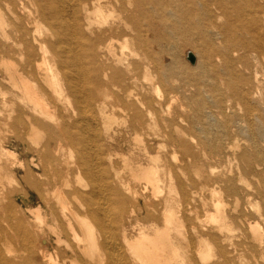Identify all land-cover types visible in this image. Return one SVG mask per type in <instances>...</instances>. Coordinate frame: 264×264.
<instances>
[{
	"label": "bare ground",
	"instance_id": "6f19581e",
	"mask_svg": "<svg viewBox=\"0 0 264 264\" xmlns=\"http://www.w3.org/2000/svg\"><path fill=\"white\" fill-rule=\"evenodd\" d=\"M0 70V264H264V0H0Z\"/></svg>",
	"mask_w": 264,
	"mask_h": 264
},
{
	"label": "rangeland",
	"instance_id": "374dc122",
	"mask_svg": "<svg viewBox=\"0 0 264 264\" xmlns=\"http://www.w3.org/2000/svg\"><path fill=\"white\" fill-rule=\"evenodd\" d=\"M189 51H191V50H188L187 48H183V55H184V59H185V61L190 65V66H194L195 64H193V63H191V61L188 59V53H189ZM193 52V51H192ZM194 53V52H193ZM196 55V54H195ZM2 77H3V74H2V72H1V70H0V79H2ZM1 81V80H0ZM0 85L1 86H5L6 84L4 83V82H1L0 83ZM3 107V108H2ZM0 109L2 110V113L0 114V121H1V127H3V130H2V136L3 137H7L8 135H9V133H8V129H9V125L8 124H6V113H7V110H5L4 109V106H3V103H1L0 102ZM5 123H4V122ZM6 125V126H5ZM8 125V126H7ZM6 127V128H5ZM5 129V130H4ZM113 135H114V138H115V141H113L114 142V147L115 146H117V148L119 147V150L118 151H128V149H129V146H130V138L128 137V136H126L125 134H123V133H119L117 130L115 131V133L113 132ZM243 140H245V139H243ZM116 144V145H115ZM118 144V145H117ZM18 150H19V153L21 154V156L23 157V159L25 158V155L23 156L22 155V153H23V148L20 146L19 148H18ZM176 154H174V153H172L171 154V157L169 158L170 160H169V162H170V164L172 165V166H175L176 167V165H178V164H184V162L182 161V154H181V152L180 151H176L175 152ZM179 153V154H178ZM174 154V155H173ZM172 155H173V157H174V159L172 158ZM116 158V157H115ZM117 159V158H116ZM171 159H173V160H171ZM177 159V160H176ZM182 161V162H181ZM142 162H144V163H146V160L145 159H142ZM192 173H194V167H192L191 169H188V170H185V171H180L179 170V172H177V174L178 175H180L179 177H184V178H186L188 175H190V174H192ZM175 192H173V194H172V196L168 193V188H167V186L165 185H163V188H164V192L160 195V197L159 198H153V197H147L149 200H151L153 203H154V205L155 206H158L159 204V202H161V200H163V198L165 199V198H167L168 197V195H170L169 197L170 198H175V199H177V200H179V199H181V200H183V192H182V190H181V187L179 186V184L176 182L175 184ZM139 187H140V189H141V186L139 185ZM197 190L199 191V194L198 195H201V197L200 198H202V197H206V198H209V193H208V191H202L201 190V188L199 189V188H197ZM175 193V194H174ZM178 193V194H177ZM147 195V194H146ZM175 195H177V197L175 196ZM146 199V197H144V195H142L141 196V199L140 200H142V201H144ZM157 200V201H156ZM28 202V201H27ZM26 202V203H27ZM26 203H22L25 207H27V205H32V206H37L38 205V203H39V198H38V196H37V194L35 193V192H31V201L30 202H28L27 204ZM162 206V204L160 205V206H158V207H161ZM202 206H201V204L199 205V206H197V209L195 208V211H194V215L195 216H199L201 219L205 216V213H204V209H203V207L201 208ZM202 209V210H201ZM203 212V213H202ZM201 215H203V216H201ZM143 217H144V220H145V222H146V227H150V225H151V222H150V218L148 217V216H146V214L145 215H142ZM205 218V217H204Z\"/></svg>",
	"mask_w": 264,
	"mask_h": 264
},
{
	"label": "water",
	"instance_id": "95a60500",
	"mask_svg": "<svg viewBox=\"0 0 264 264\" xmlns=\"http://www.w3.org/2000/svg\"><path fill=\"white\" fill-rule=\"evenodd\" d=\"M188 59L191 61V63H195L196 62V56L195 54H193V52H189L188 53Z\"/></svg>",
	"mask_w": 264,
	"mask_h": 264
}]
</instances>
